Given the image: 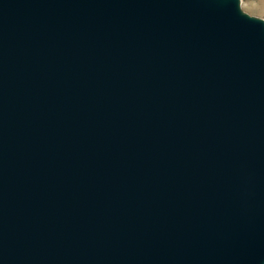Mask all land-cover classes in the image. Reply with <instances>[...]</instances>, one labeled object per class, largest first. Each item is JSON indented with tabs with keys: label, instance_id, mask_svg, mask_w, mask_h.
I'll return each instance as SVG.
<instances>
[{
	"label": "water",
	"instance_id": "95a60500",
	"mask_svg": "<svg viewBox=\"0 0 264 264\" xmlns=\"http://www.w3.org/2000/svg\"><path fill=\"white\" fill-rule=\"evenodd\" d=\"M0 264H264V20L0 0Z\"/></svg>",
	"mask_w": 264,
	"mask_h": 264
},
{
	"label": "rangeland",
	"instance_id": "374dc122",
	"mask_svg": "<svg viewBox=\"0 0 264 264\" xmlns=\"http://www.w3.org/2000/svg\"><path fill=\"white\" fill-rule=\"evenodd\" d=\"M239 7L243 13L264 20V0H239Z\"/></svg>",
	"mask_w": 264,
	"mask_h": 264
}]
</instances>
